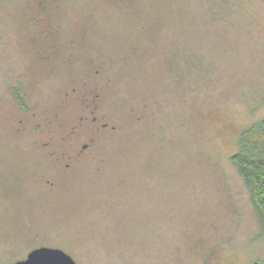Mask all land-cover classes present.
I'll return each mask as SVG.
<instances>
[{"label": "rangeland", "instance_id": "obj_1", "mask_svg": "<svg viewBox=\"0 0 264 264\" xmlns=\"http://www.w3.org/2000/svg\"><path fill=\"white\" fill-rule=\"evenodd\" d=\"M235 154L264 158V0H0V264H264Z\"/></svg>", "mask_w": 264, "mask_h": 264}, {"label": "trees", "instance_id": "obj_2", "mask_svg": "<svg viewBox=\"0 0 264 264\" xmlns=\"http://www.w3.org/2000/svg\"><path fill=\"white\" fill-rule=\"evenodd\" d=\"M232 159L239 167L241 174L251 189L252 198L256 206L264 216V158L253 159L235 154Z\"/></svg>", "mask_w": 264, "mask_h": 264}, {"label": "water", "instance_id": "obj_3", "mask_svg": "<svg viewBox=\"0 0 264 264\" xmlns=\"http://www.w3.org/2000/svg\"><path fill=\"white\" fill-rule=\"evenodd\" d=\"M12 264H77V262L61 248L40 246L31 250L25 259Z\"/></svg>", "mask_w": 264, "mask_h": 264}, {"label": "flooded vegetation", "instance_id": "obj_4", "mask_svg": "<svg viewBox=\"0 0 264 264\" xmlns=\"http://www.w3.org/2000/svg\"><path fill=\"white\" fill-rule=\"evenodd\" d=\"M86 146V145H85Z\"/></svg>", "mask_w": 264, "mask_h": 264}]
</instances>
